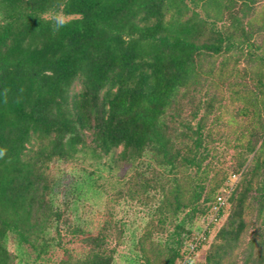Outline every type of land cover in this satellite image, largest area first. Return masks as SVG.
<instances>
[{
  "label": "trees",
  "instance_id": "16d2710c",
  "mask_svg": "<svg viewBox=\"0 0 264 264\" xmlns=\"http://www.w3.org/2000/svg\"><path fill=\"white\" fill-rule=\"evenodd\" d=\"M0 150V264H264V0H0Z\"/></svg>",
  "mask_w": 264,
  "mask_h": 264
},
{
  "label": "built area",
  "instance_id": "2783aa9c",
  "mask_svg": "<svg viewBox=\"0 0 264 264\" xmlns=\"http://www.w3.org/2000/svg\"><path fill=\"white\" fill-rule=\"evenodd\" d=\"M235 180H236V178H234V177L232 179H230V184L234 183ZM224 192H225V195L218 197L217 200H216V206L214 207L213 214H212V217H211V221L215 220L216 215L219 212L220 208L222 206H224L226 195L229 193V190H225ZM208 225L209 224H207L205 226V230H208L207 229ZM200 240H203V233L198 235V237L196 238V241L194 243L189 244V255H190V257L196 251V248H197L198 244L200 243Z\"/></svg>",
  "mask_w": 264,
  "mask_h": 264
},
{
  "label": "clouds",
  "instance_id": "9594fccd",
  "mask_svg": "<svg viewBox=\"0 0 264 264\" xmlns=\"http://www.w3.org/2000/svg\"><path fill=\"white\" fill-rule=\"evenodd\" d=\"M64 24H65V20L62 17H60V16L55 17V24H54L53 30L54 31H59V29L61 27H63ZM2 155H3V151L0 150V156H2Z\"/></svg>",
  "mask_w": 264,
  "mask_h": 264
},
{
  "label": "rangeland",
  "instance_id": "374dc122",
  "mask_svg": "<svg viewBox=\"0 0 264 264\" xmlns=\"http://www.w3.org/2000/svg\"><path fill=\"white\" fill-rule=\"evenodd\" d=\"M60 17H62V16H60ZM63 18V17H62ZM63 19H65V18H63Z\"/></svg>",
  "mask_w": 264,
  "mask_h": 264
}]
</instances>
